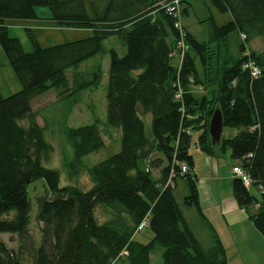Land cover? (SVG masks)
Returning <instances> with one entry per match:
<instances>
[{"label":"trees","instance_id":"1","mask_svg":"<svg viewBox=\"0 0 264 264\" xmlns=\"http://www.w3.org/2000/svg\"><path fill=\"white\" fill-rule=\"evenodd\" d=\"M210 1L232 18L218 25L209 17L206 41L183 24L189 49L181 60L178 18L167 11L172 0H0V47L21 84L8 96L0 90V233L18 243L10 248L0 241V264H151L156 247L162 249L163 264H228L226 247L200 205L190 152L194 130L202 151L229 150L248 174L250 186L234 174L233 194L264 237V52L249 48L257 38L264 41V0ZM184 2L182 18L188 13ZM38 6L48 7L59 26L91 33L41 46L26 28L34 46L26 51L6 23L37 18ZM111 37L126 48L109 50L104 128L96 121L66 129L74 155L67 164L71 175L87 173L91 185H61L60 171L43 164L53 146L33 102L51 89L68 100L95 90L100 72L70 78L68 70L104 52ZM248 60L258 66V75L242 68ZM179 87L182 100L175 98ZM216 109L224 127L235 133L213 144L209 123ZM110 128L121 133L119 151L85 165L83 157L105 147L104 130ZM153 169L159 171L157 179ZM39 179L45 180V192L36 197L37 238L30 227L29 187ZM180 179L188 186L183 203L207 220L208 245L190 227L178 201ZM99 207L107 213L105 220L97 216ZM145 220L153 233L148 243L134 239Z\"/></svg>","mask_w":264,"mask_h":264},{"label":"rangeland","instance_id":"2","mask_svg":"<svg viewBox=\"0 0 264 264\" xmlns=\"http://www.w3.org/2000/svg\"><path fill=\"white\" fill-rule=\"evenodd\" d=\"M183 7H188V13L183 15L182 21L187 29L193 33L199 40L206 41L209 37V29L207 19L213 17L218 25L228 22L232 15L229 12H220L216 9L210 0H184ZM163 2V1H161ZM165 2V1H164ZM37 18L35 19H9L7 26L9 35L18 38L26 51L34 49L33 43L29 38L26 28H31L34 36L41 46H50L65 41H72L87 37L91 31L87 28H70L61 27L50 19L51 11L46 6L36 7ZM105 51L83 61L76 69H70L69 76L72 78L74 73L81 77L93 78L95 72L101 73V82L95 90L86 89L82 91L78 97L72 99H61L57 91L51 89L47 93L41 95L33 102V108L40 113L38 122L46 126V139L53 146V152L48 160H43L46 167L58 169L61 175V185L67 183L79 184L87 188L91 185L87 173L80 174L79 177L71 175V169L67 165L73 159V149L68 142L66 129L68 127H78L84 124H91L96 121L100 122L102 128L106 123V91L108 82V72L110 64L109 50L116 48L123 52L126 48L125 44L118 37H111L104 42ZM249 48L258 53L264 52V41L257 38L249 45ZM0 88L3 95L8 96L20 90L21 84L12 70L4 50L0 47ZM197 92H200L197 91ZM77 100V101H76ZM26 123V121H23ZM105 147L97 152L90 153L82 158V162L91 166L102 159L116 153L120 149V131L110 128L104 130ZM235 131L230 128L223 130L225 137H231ZM199 132H192V142L190 152L195 159V172L197 173V186L199 190L200 205L202 207L205 218H207L218 232L224 245L229 250L228 264H264V237L260 234L259 242L250 236L251 245L234 246L232 239L223 240L219 230L209 215L213 213V205L218 201L219 207L224 209L235 210L234 214L244 215L249 224H252L244 208L240 207L233 194L232 178L234 176L232 163L236 162L229 154V151L222 152L221 156L210 155L202 151L197 145ZM145 162L142 166H145ZM152 177L157 179L159 171L152 170ZM78 178V179H77ZM252 192L259 196L260 192L256 187H252ZM32 200L30 227L32 231H36V237H39V227L36 219L37 200L36 197L44 194L45 180L39 179L32 183L29 187ZM188 193V186L185 180H178L176 196L183 212L193 231L202 239L204 245L209 244V225L207 220L200 215L198 210L193 206L183 203V198ZM239 210L237 211L236 210ZM97 216L100 220L107 218V213L102 208H97ZM220 215V211H218ZM213 215V214H212ZM218 217V216H217ZM248 217V218H247ZM250 220V221H249ZM219 225V222H217ZM251 226V225H250ZM253 226V224H252ZM247 225L241 224L242 232H246ZM238 232L237 229H235ZM153 237L151 229L144 225L139 227L134 234V239L143 243H148ZM0 241L4 242L10 248H16L18 243L16 237L9 234L0 233ZM250 242V241H249ZM250 242V243H251ZM234 246V248H233ZM237 249L242 252L244 257L242 260L237 258ZM125 253V252H124ZM238 259V260H237ZM115 264H122L118 260ZM151 264H163L162 249L156 247L151 253Z\"/></svg>","mask_w":264,"mask_h":264},{"label":"crops","instance_id":"3","mask_svg":"<svg viewBox=\"0 0 264 264\" xmlns=\"http://www.w3.org/2000/svg\"><path fill=\"white\" fill-rule=\"evenodd\" d=\"M184 26H185V24H184ZM177 62H178L177 59H175V64H177ZM0 90H1V88H0ZM195 91H197V90H195ZM227 151H229V150H227ZM226 152H224V153H226ZM221 154L222 153H219L216 156L217 157L221 156ZM234 165H238V162L237 161L235 163L233 162L231 166H234ZM212 208H215V209H212L213 210V213H212L213 215L211 213H209V215L211 216V218L215 222V224H216V226H217V228L219 230V233L221 234V236H222V238H223V240L225 242H226V238H229V239L233 240V242H234L233 244H234L235 247L237 245H239V246H247L249 244L251 245V247H255V244L251 242L250 236L254 237L259 242V238H260V234L261 233L254 226L252 221L249 220L253 224V226H252V224H249V222L246 220V217L243 214L242 215H236V214H234L235 210H232V209H229V208L224 209V207H219L218 201L215 203V205L212 206ZM236 210H237V208H236ZM218 211H220V215L218 214ZM237 211H239V210H237ZM217 222H219V225H218ZM241 224H243V225L246 224L247 225V228H246V232L248 234L247 237H246L245 233L242 232ZM235 229H237L238 232H236ZM257 231L260 234H258ZM234 246H233V248H234ZM225 247H226V254L228 255V258H229V250L227 248V243H226ZM236 256L240 260H242V258L244 257L242 252L240 250H238V249H237Z\"/></svg>","mask_w":264,"mask_h":264},{"label":"built area","instance_id":"4","mask_svg":"<svg viewBox=\"0 0 264 264\" xmlns=\"http://www.w3.org/2000/svg\"><path fill=\"white\" fill-rule=\"evenodd\" d=\"M167 11L169 13H172L173 15H175L178 18V21L176 23V27H178L180 29V31H181V39H180V41L178 43V48H179L178 53H179L180 59L182 60L185 52L189 49V45L185 41V33H184V30H183V21H182V16H181V9H180V0H172V2L167 5ZM242 36L245 37L244 35H242ZM181 60H180V62H181ZM242 68L250 71V73L253 76H256V75L259 74L258 66L252 60L246 61L243 64ZM175 98L176 99H180V100L183 99V92H182V89L180 87H179L178 91L175 94ZM181 169H182L183 172H185V171L188 170V167H187L186 164H182L181 165ZM232 170H233V173L235 175L241 177V179L244 181L246 186H250L251 185V181H250V178H249L248 174L244 171V169L241 166H239V165L234 166L232 168ZM144 225H147V220H145L142 223L141 227L144 226Z\"/></svg>","mask_w":264,"mask_h":264},{"label":"water","instance_id":"5","mask_svg":"<svg viewBox=\"0 0 264 264\" xmlns=\"http://www.w3.org/2000/svg\"><path fill=\"white\" fill-rule=\"evenodd\" d=\"M224 130L223 116L219 109H216L209 123V133L213 144L220 143Z\"/></svg>","mask_w":264,"mask_h":264},{"label":"bare ground","instance_id":"6","mask_svg":"<svg viewBox=\"0 0 264 264\" xmlns=\"http://www.w3.org/2000/svg\"><path fill=\"white\" fill-rule=\"evenodd\" d=\"M234 166H237V165H234ZM234 166H233V167H234Z\"/></svg>","mask_w":264,"mask_h":264}]
</instances>
